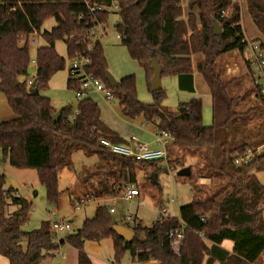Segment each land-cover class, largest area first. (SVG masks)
Wrapping results in <instances>:
<instances>
[{
  "label": "trees",
  "instance_id": "1",
  "mask_svg": "<svg viewBox=\"0 0 264 264\" xmlns=\"http://www.w3.org/2000/svg\"><path fill=\"white\" fill-rule=\"evenodd\" d=\"M111 1L117 7V39L143 70L153 99L150 104L138 100L134 75L121 78L113 89L105 80L108 66L97 36L105 33L109 12L91 11V0H0V93L15 116L0 122V164L34 170L46 203L52 206L58 202L59 172L72 169L74 153L95 158V163L82 168L70 188L72 197L76 195L73 204L110 199L130 185L138 194L144 193V183L158 186L152 176L189 168L190 175L184 179L191 187L192 201L179 208L177 218L160 215L150 227L134 220L127 243L113 232L112 226L117 224L107 206H99L75 233L56 239L48 221L31 232L21 230L29 220L31 204L13 189H4L5 176L0 173V257L8 264H40L52 258L60 246L68 245L76 251V264H92L84 243L110 239L111 264H120L126 253L137 263L213 264L214 255H221V264H264V231L256 229L264 214V182L257 179V174L264 172V96L245 60L249 86L240 95L232 91L239 79H225L218 66V60L227 53L244 56L248 40L258 41L264 53V0H244L259 34L250 39L234 17L219 16L228 0H190L186 13L180 0H95L107 6ZM49 19L55 26L42 30ZM214 21L221 27L219 36L213 35ZM35 37L44 45L38 46L31 58L30 45ZM58 41L63 43L69 61L76 56L88 59V73L110 90L123 117L142 118L156 132L173 137L163 161H136L106 150L100 140L113 144L125 141L101 122L99 108L89 97L77 101L74 114L65 107L56 120L52 119L55 110L40 92L48 89L51 77L65 68L66 59L55 50ZM196 54L201 57L196 70L211 97L210 126L202 124L200 99L180 104L183 112L174 114L161 106L164 91L151 92L149 86V60L154 56L161 78L173 77L180 92L194 94L191 58ZM31 66L34 72L27 75ZM69 71L67 88L72 89ZM32 81L34 93L29 92ZM251 95L253 107L240 112L238 108ZM257 148L260 152L252 162L235 165L237 158ZM187 158H196V175L191 165H184ZM139 173H143L139 180L143 182H138ZM199 180L219 184L207 188L202 197L205 187L198 184ZM155 190L160 191L159 187ZM10 206L14 211L7 214ZM177 235L181 239L175 253L171 245ZM225 241L232 245L230 252L221 247Z\"/></svg>",
  "mask_w": 264,
  "mask_h": 264
},
{
  "label": "rangeland",
  "instance_id": "2",
  "mask_svg": "<svg viewBox=\"0 0 264 264\" xmlns=\"http://www.w3.org/2000/svg\"><path fill=\"white\" fill-rule=\"evenodd\" d=\"M188 1L190 0H180L183 11L186 13L188 9ZM234 5L233 17L241 24L245 25V29L249 31L251 29L250 23L247 21V16L244 13L245 2L244 0H231ZM229 2V1H228ZM196 12V10H194ZM231 12V11H230ZM118 22L117 14L114 13V9L109 11V17L104 28L105 33L99 36V41L105 51V57L108 66V72L116 79L120 80L123 76L121 75H134L135 79H142L137 90L138 100L145 104L152 103L153 99L151 94L146 88V83L144 81L145 76L143 70L138 66V64L132 61L126 50L120 46L119 40L117 39L114 26ZM55 26V22L52 19L47 20L42 27V30L49 31ZM42 40L38 41L39 45H42ZM55 49L58 55L66 59L65 68L62 71L54 74V79L58 83L62 84L67 74V69L70 67V61L66 58L65 47L62 42L58 41L55 43ZM35 55V46L30 45V57L33 58ZM243 58L235 53H227L221 59L218 60V66L222 69L223 76L225 79L238 78L239 84L234 86L232 91L234 95H240L249 86V79L246 78V69L243 65ZM201 59L200 55H193L191 58L192 63V75L194 80V94H189L185 92H180L177 89L176 80L173 77L164 76L161 78V89L164 91V99L161 102V106L165 111L172 112L174 114L179 112V105L184 99H188L187 96H194L201 101V112H202V124L203 126L211 125V97L202 76L196 70V64ZM236 65V67L234 66ZM124 73V74H123ZM137 82V81H136ZM261 86L264 87V78L261 79ZM51 93L57 97L62 98L63 95L66 97L65 100L61 101L55 99L53 106L60 109L63 106L70 105L74 107L76 103V97L74 89H67L66 85L64 90L51 89ZM47 94L50 96V91L47 90ZM51 97V96H50ZM91 99L98 105L103 102L102 97L99 94H91ZM254 96L251 95L249 99L245 100L238 110L240 112L246 111L248 108L253 107ZM58 105V106H57ZM113 110L117 111V116L123 120H127L118 111V105L115 100L111 101L110 105ZM264 106V105H263ZM121 119V120H122ZM113 122V121H112ZM144 124V123H143ZM119 126H122L119 124ZM144 126V125H143ZM124 135V140L129 139L131 136H135L141 143L149 144L155 146L154 136L147 132H141V138L139 134L135 131L128 130V127H124L121 131ZM127 141V140H126ZM163 161V160H162ZM196 158L188 159L185 162V166H192V174L196 175L195 170ZM1 163V155H0ZM95 163V158L87 159L82 156L81 153H74L72 155V169H63L59 172L57 188L59 191L58 202L56 206H52L46 203L45 192L42 186L37 185L36 188L30 190L31 195V210L28 222L21 228L23 232H31L39 228L42 221H52V220H64L70 223L71 231L70 233H75L81 226L82 222L86 219H91L94 216L95 210L99 206H107L113 208L115 213L111 214L113 222L117 225H122L130 229L132 222L137 220L142 226L150 227L151 224L162 215L160 213V206L165 205L166 213L164 217H178V210L180 207L189 204L192 201V190L190 185L187 183L186 177H179L176 175V171H169L165 174H157L154 179L158 186L151 185L150 183H144L145 191H139L138 197L133 198L130 201L123 200L121 198V193L110 199L104 200H91L84 204H77L71 201L72 199V186L76 182L78 174L82 168H89ZM163 166V163H160ZM199 165H201L199 163ZM143 173H139L138 182L142 177ZM257 179L260 183L264 182V172L257 174ZM198 184L205 187L202 191L201 196L206 192L207 188H217L218 181L210 180H199ZM159 187L160 191L155 189ZM31 188V187H29ZM71 188V190H70ZM158 196H156V195ZM171 200V202H169ZM9 212L14 210L13 207L8 209ZM130 216L131 221H126V217ZM256 229L259 232L264 231V218L256 224ZM61 237V235H58ZM65 247L62 245L59 249L52 253L53 257L43 260L40 264H61L60 254H64ZM0 264H8L7 260L0 257ZM121 264H138L137 262H132L128 253H126L121 260Z\"/></svg>",
  "mask_w": 264,
  "mask_h": 264
},
{
  "label": "built area",
  "instance_id": "3",
  "mask_svg": "<svg viewBox=\"0 0 264 264\" xmlns=\"http://www.w3.org/2000/svg\"><path fill=\"white\" fill-rule=\"evenodd\" d=\"M90 10L98 9L109 12L111 9L116 10V5L111 1L110 5H98L95 0L90 2ZM234 5L228 2L227 6L220 11L221 18H231L233 15ZM231 11V12H230ZM244 60L247 62L249 70L252 74L254 84L259 87V92L264 96V87L261 86V79L264 78V53L260 50L258 41H247L244 53ZM88 59L82 56H76L70 60L69 83L74 89L77 101L87 97L90 93L99 94L103 100L107 102L113 101V96L110 90L102 84L98 79L93 77L87 71ZM174 141L173 137L164 131L157 132L154 137L155 146L141 143L135 136H131L126 144H113L107 140H100V144L108 150L111 154L134 159L142 162H154L164 160L166 156V149ZM261 148H257L254 152H247L244 156L237 158L235 165L247 164L254 160L255 156L260 152ZM138 196L137 189L133 186H127L121 191V198L130 201ZM171 202V200L169 201ZM113 209L110 208L109 212L112 214ZM160 213L165 215L166 209L162 208ZM126 221H131L130 216L126 217ZM50 231L56 237L58 235L64 236L70 233L71 225L64 220H52L50 222ZM181 235H177L176 239L172 242V249L175 253L178 252L179 242Z\"/></svg>",
  "mask_w": 264,
  "mask_h": 264
},
{
  "label": "crops",
  "instance_id": "4",
  "mask_svg": "<svg viewBox=\"0 0 264 264\" xmlns=\"http://www.w3.org/2000/svg\"><path fill=\"white\" fill-rule=\"evenodd\" d=\"M228 1L232 2L231 0H228ZM244 13L247 16L246 19H247L248 23H250V27H251V29L249 31H247V29H245V25H243L244 22L243 21H242L243 23L241 22L240 25L243 28L244 36L246 38H249V39L258 37L259 34L257 33L256 29L254 28V26L250 20V17L248 16L245 8H244ZM39 40L40 39L36 38V37L32 40V44L35 46V50L38 46L44 45L43 41H42L43 42L42 45H39L38 44ZM232 53H235V52H232ZM104 54H105V51H104ZM242 57H244V56H242ZM243 63H244V58H243ZM234 66L236 67L235 64H234ZM121 76L125 77L128 75H121ZM53 77H54V75L51 77V79L48 82V89L41 91L40 95L49 99L50 104H51L52 108L55 110V112L60 113L61 109L67 107L71 110L72 114H74L76 112V106L78 103L77 100H76L74 107L67 105V106L61 107L60 109H57L53 106L52 102H54L55 99H59V100L63 101L66 98L64 95L62 98L55 97L51 93V89L64 90L65 85L67 88V74H66L64 82L62 84L58 83L57 80H55ZM116 81L118 82V80H116ZM144 81H145V79H144ZM193 82H194V80H193ZM138 83H141V86H142V79H140V78L135 79L136 91L139 88ZM47 90L50 91L51 97L47 94ZM91 94H95V93H90L87 96L90 99H91V97H90ZM187 97H188V99H184V101H182L180 104L187 103L191 99L196 98L192 95L187 96ZM110 103L111 102H107L105 100H103V102H101L99 105L97 103H95L99 108L101 122L110 131L115 133L118 137H120L123 140H124V138H126V137H124V135L121 134V131L124 127H128V130H132V131L137 132L139 134V137L141 136V134H140L141 132L142 133L147 132V133H149L155 137L157 132L155 131V128L153 125L146 123L142 118H137V119H132V120L126 118L127 120H125V119L123 120L122 118H120L116 115L117 111L113 110L112 107L109 106ZM118 111L120 112L119 107H118ZM14 118H15V116L12 113L11 109L8 107L5 97L0 93V122L10 121ZM119 124H121L122 126H119ZM126 140L128 141V139H126ZM126 140H124L125 142L123 144L127 143ZM0 173H2L5 176V185L3 187L4 189H7V188L13 189L17 196H20L25 201L32 204L31 195L29 194L30 190L33 188H36L37 185H39L38 177H37V174L34 170H32V169H16V168L9 166L8 164H0ZM29 187H31V188H29ZM74 198H76V195H74L72 197L71 201H74ZM11 207L12 206L7 208V214H10L14 211L13 210L12 212L8 213L9 212L8 209ZM108 208H110V207H108ZM114 213H115V211H113L112 214H114ZM29 216H30V212H29ZM48 222L50 224L51 221H48ZM61 237H59V238H61ZM64 247H65L64 254L63 253L60 254L61 264H76V251L68 245H64ZM83 247H84V250L87 253L89 260L91 261L92 264H111L113 251H112V241L110 239H104V240L99 241V242H85ZM221 247L223 249H225L226 251L230 252L232 245L230 242L225 241L221 244ZM214 258H215V261L213 264H221V262L223 260V256L214 255ZM138 264H157V263L155 261H148V262H141Z\"/></svg>",
  "mask_w": 264,
  "mask_h": 264
},
{
  "label": "water",
  "instance_id": "5",
  "mask_svg": "<svg viewBox=\"0 0 264 264\" xmlns=\"http://www.w3.org/2000/svg\"><path fill=\"white\" fill-rule=\"evenodd\" d=\"M212 30H213V35H215V36H219L221 34V27L215 21L212 23ZM149 62H150V67H151V71H152V77H151L150 82H149L150 91L151 92H157V91L161 90V83H160L161 68H160V66H159V64H158V62L154 56L150 57ZM33 72H34V67L31 66L27 69L26 74L31 75ZM105 80L111 89L116 87L117 81L113 78V76L109 72H106ZM34 86H35V81H32L30 83V87H29L30 93H34V91H35ZM179 112H183V109L180 108ZM59 114H60L59 112H55V114L52 116V119L56 120L58 118ZM176 175L179 177H188L190 175V170H189V168H182V169L177 171ZM154 179H155V176H152L153 182H155ZM263 218H264V214H263ZM112 230L118 236L123 238L124 243L129 242L131 237H132V231L125 226L113 225Z\"/></svg>",
  "mask_w": 264,
  "mask_h": 264
}]
</instances>
